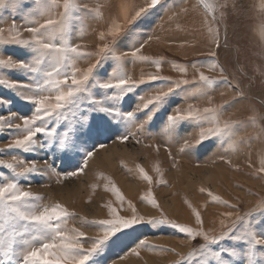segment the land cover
Instances as JSON below:
<instances>
[{
    "label": "rangeland",
    "instance_id": "obj_1",
    "mask_svg": "<svg viewBox=\"0 0 264 264\" xmlns=\"http://www.w3.org/2000/svg\"><path fill=\"white\" fill-rule=\"evenodd\" d=\"M58 2L60 7L50 13L55 19H60L63 13L64 0ZM74 2L86 6L73 12L70 23V43L92 54L76 60V67L83 73L95 64L94 54L111 39L107 33L114 24H122L125 15H133L140 7L146 6L147 0ZM225 3L226 0H161V4L148 13L147 19L155 24L151 31L143 33L144 47L141 52L150 61H161L160 67L151 62L123 58L121 67L133 80L143 79L145 82L118 102L109 99L117 94V90L90 88L97 103L123 112L124 109L134 110L136 104H145L161 88L166 90L170 82L188 80V84L176 89L154 121L145 125L149 131H141L137 125L129 127L127 142L122 143L115 137L114 140H105L107 146L97 149L80 175L44 173L18 178L25 190L43 197L44 203L60 204L74 214L68 228L85 233L83 242L86 248L100 231L95 222L110 217L108 205L116 208L121 215L129 216L134 209L135 214L146 219L166 217L170 222L194 230H201L196 219L199 213L203 220L202 230L210 237L218 236L225 230L222 221L231 224L238 216L244 217L249 213L256 228L264 229V171H260L264 168V9L261 8L264 0H227L226 7ZM118 5L122 6L120 10H124L119 12V17ZM37 9L34 0H20L14 8L0 9L3 38H11L9 29L15 22L21 32L20 38L30 39V33L24 31L30 26L28 20L36 18L43 22L47 18L40 16ZM217 31L220 34L218 48L214 43ZM56 42L60 43L59 40ZM25 51L29 50L16 45H0V53H3L0 59L6 60L10 55L19 61L25 58ZM212 51L216 52L215 57L209 56ZM213 61L217 64L215 69L201 67L197 70L192 67L193 64L206 65ZM26 63L33 64L34 60L30 57ZM109 64L115 67L116 62L109 61L104 66L110 72ZM176 65L186 67L187 72H180ZM201 71L216 82L208 89L207 96H202L199 91L203 87L199 80ZM149 74L167 79L148 81ZM38 75L0 66V79L19 82L20 85L17 88H10L8 83L0 85V115L6 121L11 119L22 123L21 117L31 115L32 106L20 97L27 91L23 85L34 84ZM108 78L96 79L103 82ZM241 90L243 95L238 94ZM141 96L143 99H140ZM190 105L200 110L215 109L221 126L224 122H232L239 128L238 134L232 139L218 138L214 151L208 155H178L177 147L166 143L169 137L162 122L167 114H175L173 110L177 106L181 112H186ZM92 106L83 101L78 116H90ZM152 107L149 105L136 115L143 119ZM208 115L211 117L212 113ZM213 123L209 122L206 126ZM183 126L190 129L189 138L195 140L199 132L198 122H185ZM49 127H55L60 133H71L75 125L70 119L58 123L50 121ZM11 136L10 129L0 134V150H3L0 151V159L10 161L16 155L26 163L36 159L37 166L44 167L46 157L42 149L35 153L9 149L7 145ZM140 168L151 177V183L144 179ZM4 176L11 178L12 174L10 170L0 168V182ZM112 187L125 198L123 206L115 193L109 191ZM145 197L155 198L160 207H152ZM226 213H232V216L229 218ZM244 227L243 222H237L234 234H239ZM137 234L146 237L150 245L159 249H174L185 258L191 257L181 264H201L204 258L200 252L204 248L220 251L225 264H242L222 251L243 247L230 240L209 245L202 237L193 240L170 225L156 224L142 226ZM136 251L139 256L131 251L121 253L118 264H174L180 259L170 251H152L145 247H137ZM207 264H217V261L209 256Z\"/></svg>",
    "mask_w": 264,
    "mask_h": 264
},
{
    "label": "snow or ice",
    "instance_id": "obj_2",
    "mask_svg": "<svg viewBox=\"0 0 264 264\" xmlns=\"http://www.w3.org/2000/svg\"><path fill=\"white\" fill-rule=\"evenodd\" d=\"M18 2L20 0H0V9L14 8ZM34 2L38 5V14L47 18L43 22L36 18L28 20L30 26L25 27L24 31L30 33V39L20 38L21 32L15 22L9 29L10 39H4V33L0 30V45H16L29 50L25 51V58L19 61L12 59L10 55L6 60L0 59V66L9 70L21 69L39 74L34 84L23 85L27 91L20 97L32 106L31 115L21 117L22 123H15L11 119L6 121L5 117L0 115V134L6 129L12 130L7 145L9 149H19L24 153H35L42 149L46 159L43 161V168L37 166L36 159L27 163L16 155H13L10 161L0 159V168L10 170L12 174L11 178L4 176L0 182V264H118V260L122 258L120 254L126 251L135 252L139 256L137 247L173 252L180 258L174 264L191 259L181 256L174 249H159L150 245L146 237L137 234L142 226L153 224L170 225L193 240L202 237L209 245H218L230 240L234 244L243 245L239 250L235 247L222 250L233 260L242 264H264V229L256 228L252 223L251 213L244 217L238 216L231 224L222 221L225 230L218 236L210 237L208 232L202 230L203 220L199 213L196 214V219L201 225V230H194L170 222L166 217L146 219L135 214L134 209L129 216L121 215L116 208L108 205L110 217L95 222L100 226V231L86 248L83 242L85 233L79 229L68 228L69 220L74 217L73 213L60 204H46L43 197L25 190L18 178H30L44 173L57 176L80 175L97 149L107 146L105 140L119 138L120 142H127L130 138L129 127L137 125L141 131H149L145 125L154 121L157 113L168 103L180 85L189 83L188 80L170 82L166 90L161 88L145 104H136L134 110L124 109L123 112L113 106L105 107L102 103H97L91 94L90 88L93 86L102 90L115 89L117 94L109 99L118 102L145 82L143 79L133 80L121 67L120 61L125 57L133 61L155 63L157 68L160 67L161 61H150V58L141 52L144 47L143 33L151 31L155 24L147 19L148 13L160 5L161 0H147L146 6L140 7L133 15H125L122 24H114L107 33L111 39L94 54L95 64L83 73L76 67V60L92 54L85 53L79 46L70 43V23L73 20V12L86 6L78 5L74 0H64L63 13L60 19H55L50 13L60 7L58 0ZM224 6H227V0ZM261 8L264 9V4H261ZM101 38H104L103 34ZM219 38L217 31L214 40L217 48L220 46ZM57 40L60 43H57ZM209 56L215 57L216 52H210ZM30 57L34 60L33 64L26 63ZM109 61L116 62L115 67L108 65L110 72L104 68ZM176 67L182 73L187 72L186 67ZM192 67L197 70L201 67L215 69L217 64L213 61L206 65L193 64ZM105 76L110 78L103 82L96 79ZM165 79L167 78L155 74L148 76V81ZM199 80L203 85L199 91L202 96H207L208 89L216 82L202 71L199 73ZM5 83H8L10 88L20 86L19 82L0 79V85ZM238 94L243 95V91ZM83 101L93 105L90 116H78ZM149 105L153 107L143 119L136 115ZM173 111L175 114H167L162 124L165 134L169 137L166 143L176 146L178 155H208L214 151L218 138L232 139L239 132V128L232 122H224L221 126L219 114L215 109L200 110L190 105L186 112H181L178 106ZM208 113H212L211 117ZM70 119L75 125L71 133H60L55 127H49L50 121L58 123ZM185 122H198L199 132L195 140L189 138L190 129L187 126L182 127ZM209 122L214 123L212 126H206ZM260 171H264V168ZM140 173L151 183V177L143 168H140ZM109 191L115 193L121 206L125 204V198L118 189L112 187ZM144 199L152 207H160L155 198ZM128 204L131 207L130 202ZM225 215L230 218L232 213ZM237 222H243L245 227L239 234H234ZM200 255L204 258L201 264H207L209 256L214 258L217 264H225L220 251L204 248Z\"/></svg>",
    "mask_w": 264,
    "mask_h": 264
},
{
    "label": "bare ground",
    "instance_id": "obj_3",
    "mask_svg": "<svg viewBox=\"0 0 264 264\" xmlns=\"http://www.w3.org/2000/svg\"><path fill=\"white\" fill-rule=\"evenodd\" d=\"M117 7H118V9H117V17H119V15H120L119 12L121 13L124 10H120V9H122V6H120V5H118Z\"/></svg>",
    "mask_w": 264,
    "mask_h": 264
}]
</instances>
